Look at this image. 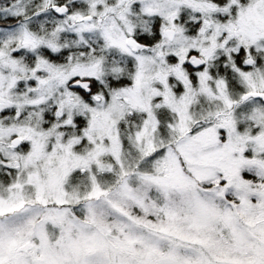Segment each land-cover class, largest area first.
<instances>
[{
	"label": "snow or ice",
	"instance_id": "obj_1",
	"mask_svg": "<svg viewBox=\"0 0 264 264\" xmlns=\"http://www.w3.org/2000/svg\"><path fill=\"white\" fill-rule=\"evenodd\" d=\"M0 264H264V0H0Z\"/></svg>",
	"mask_w": 264,
	"mask_h": 264
}]
</instances>
